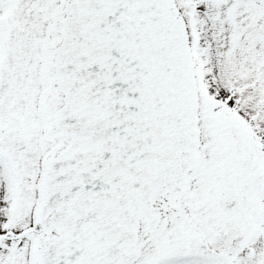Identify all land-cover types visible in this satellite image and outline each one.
Masks as SVG:
<instances>
[{
  "label": "snow or ice",
  "instance_id": "1",
  "mask_svg": "<svg viewBox=\"0 0 264 264\" xmlns=\"http://www.w3.org/2000/svg\"><path fill=\"white\" fill-rule=\"evenodd\" d=\"M0 264H264V0H0Z\"/></svg>",
  "mask_w": 264,
  "mask_h": 264
}]
</instances>
